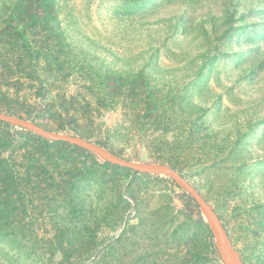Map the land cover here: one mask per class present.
<instances>
[{"label":"rangeland","instance_id":"rangeland-1","mask_svg":"<svg viewBox=\"0 0 264 264\" xmlns=\"http://www.w3.org/2000/svg\"><path fill=\"white\" fill-rule=\"evenodd\" d=\"M17 1L0 0V55L31 63L0 59V109L175 167L241 264H264V0H48L45 18H6ZM36 136L0 123L2 157L27 158L0 184V264H224L181 189Z\"/></svg>","mask_w":264,"mask_h":264},{"label":"water","instance_id":"water-1","mask_svg":"<svg viewBox=\"0 0 264 264\" xmlns=\"http://www.w3.org/2000/svg\"><path fill=\"white\" fill-rule=\"evenodd\" d=\"M0 123L13 128H18L20 130H25L49 142L62 143L77 147L103 159L105 162L113 166L120 167L130 172L170 178L173 183L183 192L188 194L197 205L203 215V218L207 221L213 236L215 237L218 252L224 264H231L227 257L228 251L234 255L238 264H241L239 256L231 246L224 226L213 207L210 206L205 198L170 166L158 163H132L121 159L110 151L105 150L104 148L95 145L82 137L56 134L40 127L34 122L11 116L6 113L0 112Z\"/></svg>","mask_w":264,"mask_h":264},{"label":"trees","instance_id":"trees-1","mask_svg":"<svg viewBox=\"0 0 264 264\" xmlns=\"http://www.w3.org/2000/svg\"><path fill=\"white\" fill-rule=\"evenodd\" d=\"M50 6H51V11L52 9V4H50V2L48 0H18L17 2H13L12 5H10V7L6 8V12H5V17L6 18H45L48 10H50ZM15 53V52H13ZM0 59L1 61H4V64L6 67H4V70L6 69L8 72L11 73H19V66L16 65L14 68V63L17 62V64H21V62L24 63V60H27V62L31 63V59H30V54H23V53H19L17 56L15 54H10L9 52H5L2 55H0ZM24 70H26L25 68H23ZM33 71H31L34 74H38L37 72H41L44 69L40 68L39 69H32ZM28 71V70H26ZM20 79V77L17 78V80ZM16 81V80H15ZM14 83V82H13ZM15 83L10 85H0V98H8L10 97V91L11 89H15L14 87ZM41 85H45L41 84ZM49 88V86H48ZM1 113H6L8 115L11 116H17L19 118H22L21 115L19 114H13L9 111H4L0 109ZM55 118V117H54ZM26 120H32V122H34V119H31L30 117H28ZM13 130H15L17 133L21 134V135H28V136H36L35 134H32L30 132H27L25 130H20L18 128H13ZM69 129V128H68ZM56 132H62L68 136H77L75 133H73L74 135H71L67 132V128L65 126H59L56 129ZM38 137V136H36ZM39 138V137H38ZM40 140H42L43 142H45L46 144H50L49 141H46L42 138H39ZM62 144V143H61ZM72 150L81 154V155H88L89 152L81 150L77 147L71 146ZM104 148V147H102ZM105 149V148H104ZM107 150V149H105ZM110 151V150H109ZM111 153H113V151H110ZM115 154V153H113ZM26 157L25 156H11L8 158H3L2 157V152H0V184L3 183H7L10 181H14L17 179L18 177V169L22 168L24 166V161H26ZM23 163H20V162ZM149 163H158V164H165V163H160V162H149ZM104 165H107V163H105ZM173 170L176 171L175 167L170 166ZM133 174H137L134 173ZM156 179H160L164 182L167 183H171L172 187L179 189L176 185L173 184V181L170 178H164L161 176H154ZM181 201L183 202V206L186 210H188L189 212L193 213L194 215H196L197 219L201 222H204V218L202 213L200 212V210L198 209L197 205L195 204V202L193 201V199L186 193L182 192L181 193Z\"/></svg>","mask_w":264,"mask_h":264},{"label":"bare ground","instance_id":"bare-ground-1","mask_svg":"<svg viewBox=\"0 0 264 264\" xmlns=\"http://www.w3.org/2000/svg\"><path fill=\"white\" fill-rule=\"evenodd\" d=\"M227 257H228V259H229L231 264H238V262L236 261L234 255H232L229 251L227 253Z\"/></svg>","mask_w":264,"mask_h":264}]
</instances>
